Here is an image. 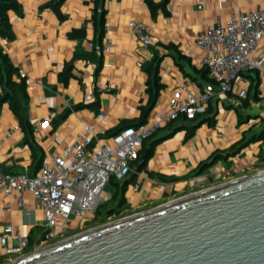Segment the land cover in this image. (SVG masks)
Masks as SVG:
<instances>
[{
    "label": "crops",
    "instance_id": "0c3cea01",
    "mask_svg": "<svg viewBox=\"0 0 264 264\" xmlns=\"http://www.w3.org/2000/svg\"><path fill=\"white\" fill-rule=\"evenodd\" d=\"M15 2L17 7L6 13L7 29L0 30V50L17 69L9 79L4 72L0 75V171L37 175L44 158L77 138L91 134L92 145L104 143L123 126L150 119L159 120V126L147 138V146L156 142L145 165L136 170L134 160L127 175L112 176L101 191L111 197L101 204L118 205L124 197L121 211L140 212L264 165L260 70L242 71L222 90L202 64L203 50L197 45V38L216 22L239 11L249 13L264 0ZM95 13L105 14L103 30L93 19ZM130 21L150 26L148 45ZM260 44L251 56L261 53L264 39ZM157 71L161 88L156 94L152 89L151 102L149 86L150 81L154 86ZM27 79L33 82L30 86ZM204 85L213 95L194 118L180 114L160 119L170 98L184 99L188 92L197 96ZM242 87L246 102L235 107L230 97ZM242 138L237 151L227 155ZM204 164L199 174L206 180L191 187L189 180ZM89 217L93 214L76 217L70 226L81 227ZM9 223L32 246L44 233L43 209L30 194L20 206L14 194L0 190V235ZM5 260L0 246V264Z\"/></svg>",
    "mask_w": 264,
    "mask_h": 264
},
{
    "label": "built area",
    "instance_id": "2783aa9c",
    "mask_svg": "<svg viewBox=\"0 0 264 264\" xmlns=\"http://www.w3.org/2000/svg\"><path fill=\"white\" fill-rule=\"evenodd\" d=\"M129 26L145 45L151 42L148 24L130 21ZM263 39L264 4H259L249 13L239 11L226 22H216L197 38V45L203 50L201 61L210 78L218 81L222 90H227L230 82L249 68L260 70L264 84V47L259 55L251 56L261 46ZM31 83L27 79L29 86ZM212 95V88L204 85L197 96L191 92L184 99L174 96L169 100L167 112L159 113V117L174 119L183 114L187 118H194L208 104ZM246 97L247 89L242 87L230 97V102L235 107L242 106ZM158 126L159 120L155 119L127 125L106 142L95 145H92L91 134L77 138L63 146L58 154L44 158L37 175L0 171V190L7 195L14 194L20 206H24L25 194H30L44 213V233L32 246L28 237L15 231L11 223L5 226L0 235L5 262L63 237L74 218L94 214L98 206L111 197L101 195L103 187L112 176L121 178L132 170V162L138 155L143 139ZM205 180L206 176L199 174L192 177L189 183L195 187ZM11 238L16 243H10Z\"/></svg>",
    "mask_w": 264,
    "mask_h": 264
},
{
    "label": "water",
    "instance_id": "95a60500",
    "mask_svg": "<svg viewBox=\"0 0 264 264\" xmlns=\"http://www.w3.org/2000/svg\"><path fill=\"white\" fill-rule=\"evenodd\" d=\"M150 154L146 147L136 170ZM1 264H264V169L185 193Z\"/></svg>",
    "mask_w": 264,
    "mask_h": 264
},
{
    "label": "trees",
    "instance_id": "16d2710c",
    "mask_svg": "<svg viewBox=\"0 0 264 264\" xmlns=\"http://www.w3.org/2000/svg\"><path fill=\"white\" fill-rule=\"evenodd\" d=\"M15 8L17 7V4L15 2V0H0V30L3 32L7 29L8 27V22H7V11L10 8ZM98 14H94L93 15V19L94 20H98L100 27L102 28L101 30H103L104 28V19H105V14H102L101 16H99L98 18ZM103 33L101 32V35ZM156 56L153 58V61H151V63L149 64V66H152L155 63L156 60ZM17 69L15 67L12 66V64L10 63L9 59L7 58V55H5L1 50H0V75L6 74L7 79H9L12 75L13 72H16ZM4 72V74H3ZM157 75H158V71L154 77V80L152 81L154 83V86H151V81H150V86H149V90H150V98L149 100L151 102L154 101L155 99V94L159 91V89L161 88V83L157 80ZM155 89V94L152 92V89ZM246 102V99L244 100V103ZM243 103V104H244ZM186 117V116H185ZM146 119V118H145ZM144 119V121H145ZM142 121V122H144ZM126 126V125H125ZM124 127V126H123ZM121 129V128H120ZM119 129V130H120ZM261 135H264V133H261ZM151 135L147 136L146 138L143 139L142 145H141V149L144 148V151L146 149V147H149L150 150H152L156 140H154L150 145L147 146V138L150 137ZM255 137H260L259 135H256ZM243 141V138L239 140V142H236L235 144H233L229 150L228 154L234 153L235 151H237L238 149V145ZM140 150V149H139ZM143 151V152H144ZM138 151V155L136 157V161L138 162L139 160V156L141 157L142 153ZM219 154H214L213 156H211V158H217ZM226 155V156H227ZM206 167V164L202 165L201 167H199V169L195 172V174H199L202 173L204 171ZM112 178V177H111ZM124 205V197L120 198V203L118 205H104V204H100L97 208V211L95 212V215H93V219H98L100 218L101 220H105L108 216L115 214L116 211H119L122 209Z\"/></svg>",
    "mask_w": 264,
    "mask_h": 264
},
{
    "label": "rangeland",
    "instance_id": "374dc122",
    "mask_svg": "<svg viewBox=\"0 0 264 264\" xmlns=\"http://www.w3.org/2000/svg\"><path fill=\"white\" fill-rule=\"evenodd\" d=\"M255 142H251L247 147H251L252 144H254ZM261 169H264V165L262 166H257L255 168H252L251 170H249L247 172V174H252L258 170H261ZM246 174V175H247ZM97 211V210H96ZM95 211V212H96ZM95 212L93 215H95ZM131 213L127 212V211H124V210H119V211H116L115 214L113 215H110L108 216L105 220H101L100 218H96V219H93V217H89L86 219V224L81 226V227H78V228H72L71 226H69V228H67L65 230V234L63 235V237H60L58 238L59 239H62V238H65V237H68V236H72L74 234H77L79 232H82L84 230H87V229H90V228H93V227H96L100 224H103V223H106V222H110V221H113L117 218H120V217H123V216H126V215H129Z\"/></svg>",
    "mask_w": 264,
    "mask_h": 264
}]
</instances>
